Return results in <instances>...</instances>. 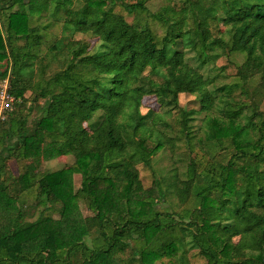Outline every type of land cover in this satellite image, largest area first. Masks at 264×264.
I'll list each match as a JSON object with an SVG mask.
<instances>
[{
    "label": "trees",
    "instance_id": "16d2710c",
    "mask_svg": "<svg viewBox=\"0 0 264 264\" xmlns=\"http://www.w3.org/2000/svg\"><path fill=\"white\" fill-rule=\"evenodd\" d=\"M148 1L81 0L73 9V0H0V80L14 99L0 121V196L17 205L13 215L0 210V264H191L189 251L200 264H264V0H175L153 12ZM57 11L59 36L46 54L59 65L44 76L34 49ZM232 53L243 55L234 82L216 85L222 67L203 70ZM179 93L195 97L197 129ZM129 94L154 97L149 122L127 108ZM159 110L175 111L176 131ZM45 142L72 164L38 172ZM164 147L171 165L157 176L151 161ZM9 159L22 162L15 176L5 172ZM137 165L153 173L149 186ZM72 168L82 174L75 192ZM31 192L42 208L32 220L23 199ZM77 200L91 214L65 221ZM58 204L63 224L44 214Z\"/></svg>",
    "mask_w": 264,
    "mask_h": 264
},
{
    "label": "rangeland",
    "instance_id": "374dc122",
    "mask_svg": "<svg viewBox=\"0 0 264 264\" xmlns=\"http://www.w3.org/2000/svg\"><path fill=\"white\" fill-rule=\"evenodd\" d=\"M80 1L81 0H73V3L71 5V8L75 9L80 6ZM83 1V0H82ZM175 0H150L147 2V8L149 12H153L157 10L161 5L167 3V2H173ZM51 5L48 6V10H51ZM62 11H57V23H53L51 27H49L46 30L45 33V38L40 40L39 45L37 48H35V53H36V60L34 64V68L36 69L37 72L41 71L44 76L49 75L53 70H55L58 67V59H49L48 54H46L47 47L51 44V41L59 36V31H60V23L58 21V15H61ZM48 14V13H47ZM125 20L127 22H130L132 20L131 16H127L124 13H122ZM43 18V17H42ZM53 20V19H52ZM150 26L154 33L159 37L161 35V27L159 26L158 23L152 21L150 22ZM75 38H82L83 40H86L88 42H92L93 39L84 35H75ZM193 52L191 51H186L185 52V58L192 62L193 61ZM243 60V55L241 53H232L228 57H223L220 56L217 58L212 64L209 66H206L203 70V72H208L209 67L212 69L209 72V75H212L218 70V67H222V72L220 73L219 77L216 79L215 84L219 85L221 83H231L234 82V77H233V72L235 70V66L242 62ZM233 94H236L237 91H233ZM25 97L28 99L30 98V93L27 91L25 94ZM177 102L178 106L183 108L184 110L190 111V120L189 124L192 127V129H197V126L200 125L201 123V118L203 116V113L197 112L198 109V103L195 100V97L192 94L188 93H179L177 95ZM125 104L127 108L135 115L137 116H142L144 120L149 122L150 118L152 117V113H150V110H157V104L154 100V97L151 94H145L141 98L137 97L135 94H129L126 97ZM261 105L264 106V94L262 96V101ZM162 117L165 118L166 122H171L173 128H177V122L175 120V111L171 110L168 114H164L161 110ZM172 114V115H170ZM33 120H34V109L31 112V115L29 116L28 120L25 123V126L23 128L24 133H26L32 126H33ZM154 126L156 128H163L164 132L170 136V129L167 127H163V124L160 123L159 121L154 123ZM175 131L173 129V134H175ZM14 141V140H13ZM205 145L204 147L209 150V153L215 152V147ZM184 146L182 143H179L178 147L175 149L176 154H183V149ZM40 162L38 164L37 170L38 172H46V171H53L57 170L59 168H65L69 165L72 164V156L70 155H55L54 153V146L51 143H43L41 145V157H40ZM179 171L183 170V162L177 163ZM21 165L22 162H16L13 159H9L7 161V168L5 170L6 173H9V175L15 176L17 173L20 172L21 170ZM171 165V158H170V152L167 148L160 149L155 152L154 156L152 157L151 161V167L155 175H161L163 174ZM138 170V175L141 181V184L143 187L149 186L152 178V174L150 170L146 168H142L139 165L136 166ZM82 174L76 170L75 168H72L69 173V181H70V188L72 192H75V190L79 187V183L81 180ZM33 192L30 194H23V199H24V204L25 205H32L30 206V211L31 215H28L27 218L30 220L34 219V217L37 215L38 211L41 210V206H33L35 199L33 196ZM132 205H137L136 203ZM17 205L16 203H13L12 201L6 202L5 198L0 196V210L2 209L3 211H7V214L13 215L15 212ZM58 205H53V207L47 209V211H44V214L49 215L52 218V221L50 223H64V219L67 222H74L73 220L75 218L80 219V217L88 216L91 213L89 210L85 207V204L81 200H77V213L78 214H65L64 219H62V216L60 217V214L58 213ZM159 210L167 209L165 203H159L157 204V207ZM5 215V213H3ZM37 230V229H36ZM58 239L60 242L65 243L67 241V237L64 233L59 228V234L57 235ZM122 254H118V256ZM187 258L191 264H200L201 259L198 258L197 256L193 255L191 256V251L188 252Z\"/></svg>",
    "mask_w": 264,
    "mask_h": 264
},
{
    "label": "built area",
    "instance_id": "2783aa9c",
    "mask_svg": "<svg viewBox=\"0 0 264 264\" xmlns=\"http://www.w3.org/2000/svg\"><path fill=\"white\" fill-rule=\"evenodd\" d=\"M14 106V99L8 93L7 79L0 80V121H2L6 114L11 111Z\"/></svg>",
    "mask_w": 264,
    "mask_h": 264
}]
</instances>
